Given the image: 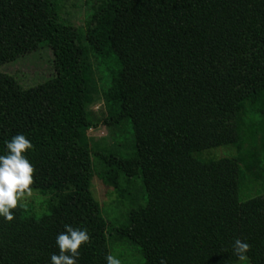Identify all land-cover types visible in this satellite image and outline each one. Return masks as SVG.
I'll use <instances>...</instances> for the list:
<instances>
[{"label": "trees", "instance_id": "16d2710c", "mask_svg": "<svg viewBox=\"0 0 264 264\" xmlns=\"http://www.w3.org/2000/svg\"><path fill=\"white\" fill-rule=\"evenodd\" d=\"M84 26L63 17L64 0H0V57L32 45L51 51L64 80L54 112L0 136L22 133L34 145L33 190L57 194L37 217L17 204L0 217V264H49L64 226L86 228L79 264H106L109 236L130 243L144 264H159L153 210L144 203L110 228L91 191L94 177L87 128L132 124L128 155L98 152L106 182L126 196L146 165L174 160L200 264H235V239L247 242L249 264H264V196L241 202L237 159L203 161L196 154L238 145L247 103L264 102V0H88ZM70 30L77 68L58 37ZM93 58L107 70L106 115L99 120ZM94 66V67H93ZM71 192L66 199L65 193Z\"/></svg>", "mask_w": 264, "mask_h": 264}, {"label": "rangeland", "instance_id": "374dc122", "mask_svg": "<svg viewBox=\"0 0 264 264\" xmlns=\"http://www.w3.org/2000/svg\"><path fill=\"white\" fill-rule=\"evenodd\" d=\"M63 17L73 26H84L92 12L88 0H64ZM65 44L68 64L78 65V47L70 30L58 37ZM51 51L45 45L30 47L0 57V136L25 127L42 117L51 115L61 98L64 80L54 75ZM98 101L92 111L99 120L106 115L103 90L107 84V71L93 58ZM107 70V71H106ZM92 148L94 177L91 191L100 203L110 228L120 227L128 221L131 210L149 203L153 210L158 239L159 259L167 264H200L195 240L180 188L174 160H166L144 166L143 177L136 181L126 196L120 195L106 182L104 166L95 156L98 152L114 151L128 155L132 148V124L109 128L102 122L86 129ZM240 141L238 145L204 150L196 154L203 161L237 159L241 177L239 196L241 202L264 196V102L247 103L238 121ZM71 192L64 197H72ZM57 194L33 190L32 195L18 204L28 207L37 217L48 212ZM110 253L121 264H144L138 248L126 241L109 236ZM250 260L235 264H249Z\"/></svg>", "mask_w": 264, "mask_h": 264}, {"label": "clouds", "instance_id": "9594fccd", "mask_svg": "<svg viewBox=\"0 0 264 264\" xmlns=\"http://www.w3.org/2000/svg\"><path fill=\"white\" fill-rule=\"evenodd\" d=\"M6 154L0 155V217L6 221L14 218L13 209L17 208L18 200L32 195L34 166L30 163L26 153L34 149L32 142L25 134L18 133L5 142ZM91 242L86 228H76L65 225L64 231L57 234L55 243L59 254L50 255L49 264H79L81 255L79 249L82 244ZM233 254L240 261L247 260L250 245L235 239L232 245ZM106 264H121V261L108 254ZM159 264H167L166 259H160Z\"/></svg>", "mask_w": 264, "mask_h": 264}]
</instances>
